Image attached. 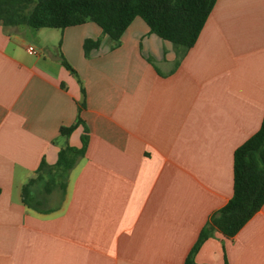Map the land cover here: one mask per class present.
<instances>
[{
  "label": "crops",
  "instance_id": "1",
  "mask_svg": "<svg viewBox=\"0 0 264 264\" xmlns=\"http://www.w3.org/2000/svg\"><path fill=\"white\" fill-rule=\"evenodd\" d=\"M86 39L101 41L89 57ZM263 117L264 0H216L189 49L139 17L114 49L92 22L0 24V264H183L232 197L233 153ZM85 131L64 197L48 204L56 188L40 163L53 168ZM30 180L38 210L22 201ZM194 261L264 264V203Z\"/></svg>",
  "mask_w": 264,
  "mask_h": 264
},
{
  "label": "trees",
  "instance_id": "2",
  "mask_svg": "<svg viewBox=\"0 0 264 264\" xmlns=\"http://www.w3.org/2000/svg\"><path fill=\"white\" fill-rule=\"evenodd\" d=\"M216 0H0V24L5 27L26 26L32 29H59L92 22L108 37L111 48L119 46L127 27L136 17L141 18L156 35L174 46L189 49L199 33ZM99 39H86L82 49L85 57L100 47ZM63 66L75 74L71 66L60 56ZM84 94V91H82ZM83 103L80 107H83ZM61 127V135H69L78 125ZM88 144L85 133L81 147H66L58 151L53 168L64 181L56 184L50 175V183L57 187L61 199L66 189L69 171L84 156ZM42 161L37 172L44 170ZM30 180L22 188V201L38 210L39 203H32L29 195ZM50 191V190H48ZM264 203V117L256 133L249 137L233 153V193L229 201L214 212L200 230L197 240L188 252L183 264H197L194 256L202 243L214 231L229 239L257 213Z\"/></svg>",
  "mask_w": 264,
  "mask_h": 264
},
{
  "label": "rangeland",
  "instance_id": "3",
  "mask_svg": "<svg viewBox=\"0 0 264 264\" xmlns=\"http://www.w3.org/2000/svg\"><path fill=\"white\" fill-rule=\"evenodd\" d=\"M59 173L60 172H58L54 168H48L46 170H43V172L41 174L43 175L44 178H47L48 176L51 175L52 177L55 178L56 184L58 185L59 183L64 181V177L61 176ZM55 188H56V191L53 193V195L51 197H48L50 199V202H49V199H47L48 200V204L50 203L51 205H54V204H57V202L59 201L60 192H59L57 187H55Z\"/></svg>",
  "mask_w": 264,
  "mask_h": 264
},
{
  "label": "built area",
  "instance_id": "4",
  "mask_svg": "<svg viewBox=\"0 0 264 264\" xmlns=\"http://www.w3.org/2000/svg\"><path fill=\"white\" fill-rule=\"evenodd\" d=\"M26 50H27V52H28L29 54H31V55H35V54H36V50H35V48L32 47V46H28Z\"/></svg>",
  "mask_w": 264,
  "mask_h": 264
}]
</instances>
